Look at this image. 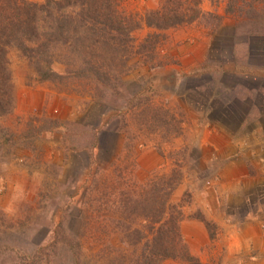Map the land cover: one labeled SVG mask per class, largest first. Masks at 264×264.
<instances>
[{
	"label": "rangeland",
	"instance_id": "obj_1",
	"mask_svg": "<svg viewBox=\"0 0 264 264\" xmlns=\"http://www.w3.org/2000/svg\"><path fill=\"white\" fill-rule=\"evenodd\" d=\"M162 1L120 0L119 8L140 19ZM223 3L242 35L264 31V0H200L203 16L166 29L141 21L130 31L126 71L116 72L115 59L96 103L81 79L66 82V55L40 78L10 50L14 104L0 115V264H140L154 219L178 222L177 256L160 264H264L262 160H244L248 175L227 188L224 203L209 206L211 191L199 197L210 184L218 194L225 181L205 142L207 61L199 71L191 61L205 56L209 41L212 56L229 53L231 40L219 32L224 16L206 9ZM253 42L258 57L264 41ZM224 129L244 151L261 147L258 128ZM169 202L181 205V216Z\"/></svg>",
	"mask_w": 264,
	"mask_h": 264
},
{
	"label": "trees",
	"instance_id": "obj_2",
	"mask_svg": "<svg viewBox=\"0 0 264 264\" xmlns=\"http://www.w3.org/2000/svg\"><path fill=\"white\" fill-rule=\"evenodd\" d=\"M119 2L0 0V115L9 112L14 104L8 58L12 49L26 57L40 78L52 72L50 66L54 60L65 61L66 55V82L81 79L85 92L93 96V103H96L98 91L111 79L107 75L115 59L118 61L113 64L116 72L120 67L122 73L126 71L130 31L139 27L141 21L146 26L166 29L192 22L204 14L199 7L200 0H163L160 6L146 10L137 19L120 9ZM101 136H97L93 148H99ZM167 206L169 211L181 216L180 204L169 202ZM154 221L159 225L140 264H160L163 259L177 256L174 236L178 232L174 227L178 222L176 219Z\"/></svg>",
	"mask_w": 264,
	"mask_h": 264
},
{
	"label": "crops",
	"instance_id": "obj_3",
	"mask_svg": "<svg viewBox=\"0 0 264 264\" xmlns=\"http://www.w3.org/2000/svg\"><path fill=\"white\" fill-rule=\"evenodd\" d=\"M206 9L208 12L216 11L224 16L219 32L224 39L231 40L229 53H223L222 57L211 55V44L209 41L205 56L202 55L200 58L191 61V69L194 70L200 69V63L203 60L207 61L208 67L206 71H208L207 75H209L207 80L209 85L207 107L209 112H211L208 114L209 122L207 123L210 126L209 132L211 134H209L208 139L205 138V142L207 141L209 146L212 147L213 155L218 160V162L216 161V167L219 170V176L221 180L223 178L225 181L217 191L219 195L215 194L217 186L214 187V184H210L212 186L207 188L205 187V190L199 195L201 197L206 194V197L209 198V192L211 191L213 202L210 200L212 203L209 201L208 204L212 207L213 203H224V192H228L231 186L238 187V178L242 177V175H248V171L243 165L245 159L254 155V158L262 160L264 167V52L262 51V53L258 54V57L253 54L256 46L253 40L263 42L264 31L252 33L247 31L242 35V29L234 26L235 19L226 17L229 11L225 3L218 7L208 4ZM227 21L231 22L229 31H227ZM236 21L238 22L237 19ZM209 65L211 66L209 67ZM251 109H253L252 112L254 113L250 116L239 115L241 110L249 111ZM220 110L225 112L222 116L217 113ZM227 115H231L230 117L235 119V122L229 123ZM229 126L235 128H258L259 135L256 134V137H261V147L250 152L242 150L240 146H237V143L240 145L242 141L232 139V132L230 134L227 129L222 130ZM249 132L246 131L247 135H250ZM199 141L203 143L204 139ZM249 150L252 149L249 148ZM232 196L233 194L230 192L228 196L226 195L228 200ZM205 211L207 210L205 209ZM207 212L210 213L209 211ZM194 222L198 223V221Z\"/></svg>",
	"mask_w": 264,
	"mask_h": 264
}]
</instances>
